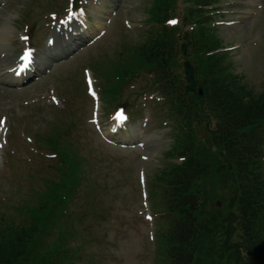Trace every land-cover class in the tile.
Here are the masks:
<instances>
[{
  "label": "trees",
  "instance_id": "1",
  "mask_svg": "<svg viewBox=\"0 0 264 264\" xmlns=\"http://www.w3.org/2000/svg\"><path fill=\"white\" fill-rule=\"evenodd\" d=\"M159 53L157 48H151V45L147 47L145 55L139 64L146 61L154 62L158 61ZM229 161V160H228ZM257 159L250 155L249 157L235 155L231 158L229 163L227 161L223 165H218L217 177L219 179H225L230 182L233 186L231 189L237 192V197L244 198L238 201V209H240L243 219V228L247 235V241L245 246V253L248 255L245 264H262V256L258 249V241L254 235V218L255 212L253 204L256 205L257 209L260 207L261 197H256L257 194L254 189L257 185H262L261 175L257 172L255 166ZM77 176V175H76ZM72 181H76L72 178ZM77 181L78 176H77ZM193 187V188H192ZM204 192V188H200L198 183L194 185L188 183L183 187L176 189L177 195L183 197L178 202L175 211H173V217L178 218L177 226L180 227L179 232L175 235L177 243H184L187 246L189 255L188 258L182 261L180 264H196L197 257L195 249L192 246V240L196 237V227L194 220H196V212L201 205L199 204V196ZM256 197V198H255ZM48 207H50L48 205ZM51 215L44 214V218H48ZM234 254V250L229 252L230 258L225 260V264H243L240 261L232 260L231 256ZM237 257V254L236 256ZM234 257V258H235Z\"/></svg>",
  "mask_w": 264,
  "mask_h": 264
},
{
  "label": "rangeland",
  "instance_id": "2",
  "mask_svg": "<svg viewBox=\"0 0 264 264\" xmlns=\"http://www.w3.org/2000/svg\"><path fill=\"white\" fill-rule=\"evenodd\" d=\"M134 1V0H133ZM243 2V0H241ZM59 2H62L59 0ZM53 3H54V0H50L45 6H43V8L45 9L46 13H49L50 11H52V7H53ZM125 5L128 4V1H125L124 2ZM38 6V4H37ZM39 7V6H38ZM42 9V7H40ZM242 11H245L246 9H241ZM264 15V13H263ZM127 20H129L130 22L132 21H138V20H141L142 17L141 15H136V13L134 15H131V18L130 17H126ZM118 25L120 27L117 28L118 32H111V35H114L116 36V34L118 33H123V34H128L126 31H129L131 32V30H128L124 25H123V22L122 21H119L118 22ZM245 29H248L249 28V38L252 37L253 34L255 33H259L262 35V46L264 47V17L263 18H259L257 16V18H254L253 16L247 21L245 27ZM138 29V28H136ZM248 31V30H247ZM223 33H228L227 30H222ZM261 64L260 62H252L250 63V66H249V70H247V74L244 75V82L246 83V85L254 90L255 92H260L263 88V85H264V72H263V69H260L259 71L255 72L254 71V68H260ZM74 71H69L68 69L66 68H60V70L58 71V73L54 76H50L48 77L46 80L44 81H41L35 85H32L29 89H27V94H26V98L27 99H32V98H35L36 96L39 97V98H42L43 96H45L47 93H48V90L50 89H55V90H59L60 92H65L69 85H70V82L71 80L68 79L70 78L72 75H73ZM79 78H81V76L78 74ZM2 97V96H0ZM90 102H88V100L86 101V103L83 105V108L86 106L87 108V112L90 111V105H89ZM35 106L36 107H40V108H45L47 105V103L45 101H39L38 99L35 101ZM114 108H112L113 110ZM4 114V110L2 109V107L0 106V114ZM46 120L47 121H50V118L49 116H46ZM89 125V124H88ZM88 128V127H87ZM92 133V135L94 136L95 139H97V137L95 136V133L93 131V128L91 125H89V128L85 130H82V133L83 135L84 134H90V131ZM161 145V142H158L156 140H148L146 142V145L145 147L147 149V151H150V153L152 155H156L161 148H159V146ZM139 154H144V152L142 151H138ZM0 169H1V166H0ZM100 177H93V180H97L99 179ZM100 183L102 184V181H100ZM3 181L0 179V186L2 187L3 186ZM128 193L131 195V197H136L135 196V193H134V190L129 187L128 189ZM128 194L129 198H130V195ZM136 204H141V201L140 199H138V201L136 202ZM141 210V209H140ZM140 213H142L141 211L139 210H134V209H131L130 212H129V216H130V220H131V229L132 230H136L139 232L138 236H141L142 238V241L144 243V241L148 238V235H149V230L146 228L145 224L144 223H148L150 224L149 222L145 221L143 216L141 215V217L137 216V215H140ZM6 214V213H4ZM144 214V213H142ZM8 215V214H7ZM135 223H140L139 226L135 227ZM147 224V226H148ZM152 243H150V247H151V250H152ZM134 248L132 249H128L127 251H125L124 253V263L123 264H131L133 262V260L137 259L138 257L141 256L142 252H141V248H137L136 250H134ZM134 250V251H133ZM151 250L149 251V254L148 256H150L151 254ZM133 251V256L134 257H130L131 255V252Z\"/></svg>",
  "mask_w": 264,
  "mask_h": 264
},
{
  "label": "snow or ice",
  "instance_id": "3",
  "mask_svg": "<svg viewBox=\"0 0 264 264\" xmlns=\"http://www.w3.org/2000/svg\"><path fill=\"white\" fill-rule=\"evenodd\" d=\"M169 23H171V24H176L177 23V21H175V20H172V21H169ZM23 59H25V60H27V59H29V54H25V56L24 57H22Z\"/></svg>",
  "mask_w": 264,
  "mask_h": 264
}]
</instances>
